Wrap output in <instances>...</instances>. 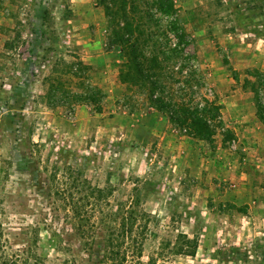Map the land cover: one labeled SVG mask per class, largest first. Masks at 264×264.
<instances>
[{
  "label": "rangeland",
  "instance_id": "obj_1",
  "mask_svg": "<svg viewBox=\"0 0 264 264\" xmlns=\"http://www.w3.org/2000/svg\"><path fill=\"white\" fill-rule=\"evenodd\" d=\"M173 2L166 97L233 137L156 109L102 0H0V264H264V0ZM139 9L144 57L177 47Z\"/></svg>",
  "mask_w": 264,
  "mask_h": 264
},
{
  "label": "trees",
  "instance_id": "obj_2",
  "mask_svg": "<svg viewBox=\"0 0 264 264\" xmlns=\"http://www.w3.org/2000/svg\"><path fill=\"white\" fill-rule=\"evenodd\" d=\"M140 1L145 2L149 7L154 6L156 8L157 13L160 15L158 20L165 26L162 30L165 40L170 41L171 38L168 34L172 33L176 39L175 45L177 47L165 49L164 38H157L153 41L155 48L150 53V57H144V45L152 42L153 36L149 32L150 37L142 38L147 34L145 32L147 30L146 22L143 23L141 15L138 17L135 15L141 12L139 9ZM102 2L107 10V15L115 24L108 49H112L114 46L129 49L135 76H140L143 83L148 80L153 86L152 94L154 96L151 97V101L156 109L159 112L168 113L172 124L190 135L204 140H211L216 134V129L221 128L233 137L234 133L225 126L220 115V105L214 100L206 96L197 99L195 89L192 90V96L188 100L182 95L174 99L166 97V86L163 77L166 72L163 69L173 58L182 54L180 47L187 42V35L175 18L176 11L173 0H139V2L138 0H102ZM156 67L160 71L153 74L151 70ZM189 74L191 75L192 72ZM151 75H154L153 78L155 79H151ZM260 119L264 122L263 113L260 114Z\"/></svg>",
  "mask_w": 264,
  "mask_h": 264
},
{
  "label": "crops",
  "instance_id": "obj_3",
  "mask_svg": "<svg viewBox=\"0 0 264 264\" xmlns=\"http://www.w3.org/2000/svg\"><path fill=\"white\" fill-rule=\"evenodd\" d=\"M252 116V115H251ZM249 119V118H248ZM253 119V118H252ZM249 120H251V119H249ZM254 120H256V116L254 117Z\"/></svg>",
  "mask_w": 264,
  "mask_h": 264
}]
</instances>
